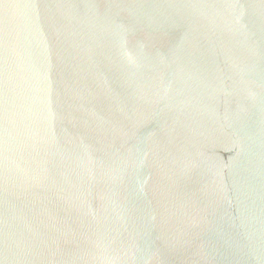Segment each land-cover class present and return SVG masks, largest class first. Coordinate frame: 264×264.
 <instances>
[{"label": "water", "instance_id": "obj_1", "mask_svg": "<svg viewBox=\"0 0 264 264\" xmlns=\"http://www.w3.org/2000/svg\"><path fill=\"white\" fill-rule=\"evenodd\" d=\"M0 264H264V0H0Z\"/></svg>", "mask_w": 264, "mask_h": 264}]
</instances>
